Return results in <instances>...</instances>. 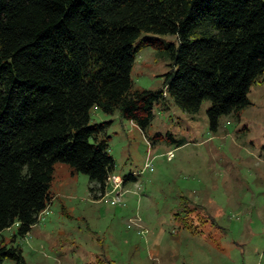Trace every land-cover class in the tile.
<instances>
[{
	"label": "trees",
	"instance_id": "trees-1",
	"mask_svg": "<svg viewBox=\"0 0 264 264\" xmlns=\"http://www.w3.org/2000/svg\"><path fill=\"white\" fill-rule=\"evenodd\" d=\"M142 49L170 61L158 91L133 89ZM263 72L264 0H0V236L37 223L56 163L103 193L114 160L92 108L145 131L159 102L194 113L209 101L214 130ZM4 259L25 264L0 239Z\"/></svg>",
	"mask_w": 264,
	"mask_h": 264
},
{
	"label": "rangeland",
	"instance_id": "rangeland-1",
	"mask_svg": "<svg viewBox=\"0 0 264 264\" xmlns=\"http://www.w3.org/2000/svg\"><path fill=\"white\" fill-rule=\"evenodd\" d=\"M169 64L153 49L139 51L133 89L160 90ZM247 97L214 130L209 101L194 113L159 102L145 131L92 108L91 125L109 123L100 137L114 160L103 193L56 163L37 223L23 237L11 227L0 239L25 264H264V72Z\"/></svg>",
	"mask_w": 264,
	"mask_h": 264
},
{
	"label": "built area",
	"instance_id": "built-area-1",
	"mask_svg": "<svg viewBox=\"0 0 264 264\" xmlns=\"http://www.w3.org/2000/svg\"><path fill=\"white\" fill-rule=\"evenodd\" d=\"M173 158V154L172 152L168 154V160L172 159ZM115 183V182H114Z\"/></svg>",
	"mask_w": 264,
	"mask_h": 264
}]
</instances>
